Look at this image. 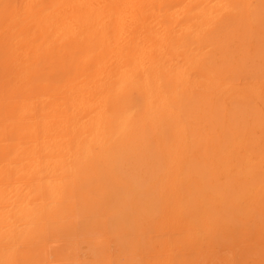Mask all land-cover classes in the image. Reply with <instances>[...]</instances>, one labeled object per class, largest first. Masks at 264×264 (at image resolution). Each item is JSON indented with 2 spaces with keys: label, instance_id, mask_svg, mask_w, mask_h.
<instances>
[{
  "label": "rangeland",
  "instance_id": "1",
  "mask_svg": "<svg viewBox=\"0 0 264 264\" xmlns=\"http://www.w3.org/2000/svg\"><path fill=\"white\" fill-rule=\"evenodd\" d=\"M70 1L0 0V264H264V0Z\"/></svg>",
  "mask_w": 264,
  "mask_h": 264
},
{
  "label": "bare ground",
  "instance_id": "2",
  "mask_svg": "<svg viewBox=\"0 0 264 264\" xmlns=\"http://www.w3.org/2000/svg\"><path fill=\"white\" fill-rule=\"evenodd\" d=\"M198 1L201 2L200 4H203V3H205L206 0H198ZM241 1L245 2V4L248 7L252 6L251 5L252 4V0H241ZM69 3H71L70 10L75 14V16H78V18L79 17L83 18L84 20H86L85 22H89L90 20H93L95 18L96 20H98L97 23H96V24H98L100 19L103 18V17H107L109 15V12H110V10L107 9V7H105L102 4H100L98 0H71ZM123 6H125V5H123ZM202 6L206 8L205 11H204L205 13L203 14L204 15L203 17L205 19V24L206 25L211 23V21L215 17L219 16L220 13L218 11H216V10H213L212 6L207 7L206 4H203ZM222 9H223L222 13H224V12L228 13L229 12V10L227 8H222ZM195 33H197V32H195ZM106 54H107V52H106ZM143 71H144L143 68L140 69L138 72L130 71V73L128 74L127 77H128L129 80L131 79L134 82L145 84L146 77H145V73ZM240 217H242V216H240Z\"/></svg>",
  "mask_w": 264,
  "mask_h": 264
}]
</instances>
